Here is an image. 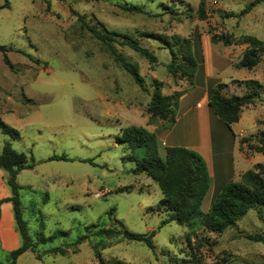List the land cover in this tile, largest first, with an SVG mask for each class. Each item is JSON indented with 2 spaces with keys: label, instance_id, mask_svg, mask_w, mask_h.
<instances>
[{
  "label": "rangeland",
  "instance_id": "1",
  "mask_svg": "<svg viewBox=\"0 0 264 264\" xmlns=\"http://www.w3.org/2000/svg\"><path fill=\"white\" fill-rule=\"evenodd\" d=\"M200 1L0 0V45L10 47L7 54L14 64L10 67L0 51V118L20 132L12 139L0 128V153L9 140L35 160L34 168L18 174L22 215L35 251H25L15 264H101L98 254L108 262L133 264L218 259H225L223 264H264V242L249 238L264 233V206L250 209L222 233L206 229L199 217L195 227L175 220L164 223L169 212L157 208L162 190L147 174L132 172L134 164L122 159L125 148L116 142L123 127H146L154 78L163 82L166 94L189 81L168 71L171 53L154 34L188 38L192 46L202 37L228 34L236 39L230 44L233 58L242 57L247 47L237 40L241 36L264 41V0L238 16L226 13H240L253 0H204L203 19L196 13ZM132 4L143 11L124 8ZM88 24L131 33L157 55L158 61L150 62L133 48L115 43L118 52L139 67L146 89L92 35ZM226 64L231 65L228 59ZM228 68L222 71L226 82L254 78L264 85V51L252 70ZM231 83L237 95L242 94L240 88L247 91L244 84ZM253 105L254 121L246 113L240 124L249 131L241 140L246 155L254 152L249 144L264 136V88ZM62 155L67 159L52 158ZM258 161L264 163V154H258ZM217 188L213 184L203 212ZM108 228L113 231L99 232ZM125 230L154 231L155 247L127 239ZM80 237L74 252L72 243ZM68 246L65 254L54 251ZM10 251L0 237V259L7 260Z\"/></svg>",
  "mask_w": 264,
  "mask_h": 264
},
{
  "label": "trees",
  "instance_id": "2",
  "mask_svg": "<svg viewBox=\"0 0 264 264\" xmlns=\"http://www.w3.org/2000/svg\"><path fill=\"white\" fill-rule=\"evenodd\" d=\"M262 0H253L240 12L228 11L227 16H238L248 13L253 7ZM5 6V5H3ZM2 6H0L1 8ZM125 9L130 11H143L140 5H125ZM173 12V6L170 7ZM197 15L203 19L206 17L205 2L200 1L196 11ZM88 29L92 35L101 40L107 49L114 55L123 67L131 73L136 83L146 89L144 77L136 64L130 62L123 54L119 53L115 43L122 46H129L148 58L150 62H157V55L148 47L143 46L139 39L131 33H121L109 30L103 25V30L96 24H88ZM157 39L162 41L171 53V61L168 64V71L181 79L188 77L189 83L198 67L194 46L188 38L178 35L157 34ZM214 42L222 41L230 45L236 41L231 35L213 34ZM246 43L247 47L241 59L236 63L237 67L254 69L261 62V55L264 51V41L253 35H243L239 39ZM10 47L0 45V51L4 53L5 62L12 68L14 64L10 60L7 51ZM235 83L244 84L247 91L242 95L228 94L225 88L226 83H219L211 89L209 105L225 123L231 128L232 124L238 122L245 105L253 103L259 97V90L264 85L254 78L239 80ZM153 93L147 107L150 121L163 119L172 124L175 121V107L180 95L184 90H177L172 94L163 92V82L157 78L153 79ZM0 128L3 132L10 135L12 139L20 137L18 129L10 126L0 118ZM116 141L125 148L122 159L134 164L132 172L135 174L145 173L150 176L162 190L163 197L160 199L157 208L166 210L169 216L163 222L175 220L180 224L195 227L196 217L200 223L209 231L222 233L229 226L235 225L250 209L264 206V163L257 162L252 169L242 173L239 181H230L226 186L215 194L207 212L202 211V204L210 188V175L204 157L197 151L184 146H170L166 148V157L163 159L159 152L156 135L144 126L130 125L123 127ZM249 148L253 151L264 153V136L258 143H250ZM52 158H64L67 156H53ZM35 160L23 151H17L11 141L6 140L0 153V169L6 172V180L11 188L12 195L8 198L0 199L11 201L13 204L14 215L17 228L22 238L21 244L10 251L7 260H1L0 264H15L17 258L27 250L35 251L34 239L29 233L28 222L23 218L20 189L22 186L18 182V174L26 168H34ZM113 229H100V233L112 232ZM66 233V231H60ZM57 234L49 236L55 237ZM155 232L149 234L136 233L125 230L124 236L129 240L143 241L151 248H154L153 236ZM42 241L47 238L42 235ZM84 237L77 239L73 251L77 250V245ZM255 241L264 242V233L249 235ZM68 247H56L55 252L65 254ZM101 264H133L127 261L115 260L105 261L100 254ZM225 259H218L213 262H201L198 264H223Z\"/></svg>",
  "mask_w": 264,
  "mask_h": 264
},
{
  "label": "crops",
  "instance_id": "3",
  "mask_svg": "<svg viewBox=\"0 0 264 264\" xmlns=\"http://www.w3.org/2000/svg\"><path fill=\"white\" fill-rule=\"evenodd\" d=\"M194 49L198 67L192 78V83L182 81L184 86L175 87V91L184 90L175 107V121L169 125L163 119L150 121V116H147L146 128L156 135L159 152L163 159L166 157V148L170 146L188 147L204 157L211 179L210 188L203 201L204 204L213 184L218 188L214 191L211 202L215 194L221 191L226 184L234 179L238 180L243 172L259 162L258 154L261 152L254 151L246 155L241 149V140L249 131L241 127L240 124L246 113L247 118L254 121L251 111L256 100L244 106L240 120L233 123L231 128L214 113L209 105L210 91L219 83L227 84L225 88L227 93L230 87L233 88L231 81L235 79L232 78L226 82L222 71L229 69L228 67L240 68L236 66L234 59L240 60L241 57L233 58L231 45H226L222 41L214 42L211 37H202ZM198 55L201 57L200 60ZM227 59L231 63L230 66L226 64ZM237 90L233 88L230 93L236 94ZM239 90L242 94L246 92L245 88ZM11 195L12 191L6 180V172L0 169V199L8 198ZM209 208L207 207L205 210L208 211ZM0 237L2 246L7 250L15 249L21 243L13 204L8 200L0 204Z\"/></svg>",
  "mask_w": 264,
  "mask_h": 264
}]
</instances>
